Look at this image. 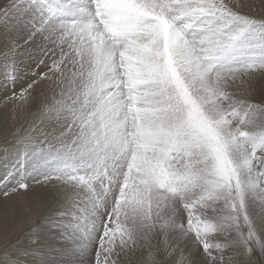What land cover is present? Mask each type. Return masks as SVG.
Returning <instances> with one entry per match:
<instances>
[{
    "label": "snow or ice",
    "instance_id": "6c2138e0",
    "mask_svg": "<svg viewBox=\"0 0 264 264\" xmlns=\"http://www.w3.org/2000/svg\"><path fill=\"white\" fill-rule=\"evenodd\" d=\"M0 120V264H264V0H0Z\"/></svg>",
    "mask_w": 264,
    "mask_h": 264
},
{
    "label": "bare ground",
    "instance_id": "6f19581e",
    "mask_svg": "<svg viewBox=\"0 0 264 264\" xmlns=\"http://www.w3.org/2000/svg\"><path fill=\"white\" fill-rule=\"evenodd\" d=\"M4 149V130H3V122L0 120V153L3 152ZM3 168H4V160L2 156H0V174L3 173ZM11 240L13 243H16L17 240H19L20 243H24L25 241V236L22 234L21 230L19 228L16 229L15 232H13L10 236ZM3 238L0 237V240Z\"/></svg>",
    "mask_w": 264,
    "mask_h": 264
}]
</instances>
